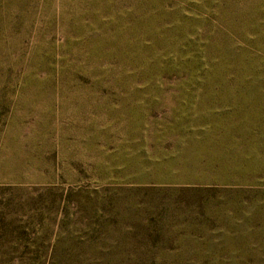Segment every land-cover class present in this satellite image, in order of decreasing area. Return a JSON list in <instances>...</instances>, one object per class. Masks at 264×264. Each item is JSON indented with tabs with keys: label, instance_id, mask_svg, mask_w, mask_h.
I'll return each instance as SVG.
<instances>
[{
	"label": "rangeland",
	"instance_id": "obj_1",
	"mask_svg": "<svg viewBox=\"0 0 264 264\" xmlns=\"http://www.w3.org/2000/svg\"><path fill=\"white\" fill-rule=\"evenodd\" d=\"M0 264H264V0H0Z\"/></svg>",
	"mask_w": 264,
	"mask_h": 264
}]
</instances>
